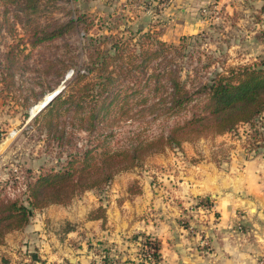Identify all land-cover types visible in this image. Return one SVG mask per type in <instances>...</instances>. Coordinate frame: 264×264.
<instances>
[{
	"label": "rangeland",
	"instance_id": "rangeland-1",
	"mask_svg": "<svg viewBox=\"0 0 264 264\" xmlns=\"http://www.w3.org/2000/svg\"><path fill=\"white\" fill-rule=\"evenodd\" d=\"M192 1L194 0L188 3L182 0H42L43 4L37 16L40 24L45 25L55 20L65 22L71 17L84 14L89 21L94 20L90 25V34L120 31L130 34V31L143 29L157 32L168 43H183L181 47L174 49L170 56L174 58L175 63L181 65V75L186 80H192V76L198 73L201 80L206 81L217 71H226L230 67L264 64V0ZM5 3V0H0V10L6 6L12 11L8 17L15 19L13 13L17 12L15 9L19 8V2ZM2 18L3 15H0V20ZM16 28L17 33L0 29V62H3L1 53L11 48L14 36L19 37L18 41L22 38V46L27 43V48L21 56L10 58L13 59V67L10 68L13 75L4 81L0 80L1 197H20L27 201L28 184L49 169L65 167L70 153L88 146V138L92 135L100 137L103 145L100 150L131 149L142 140L156 139L162 134H168L171 127L183 123L195 113L209 111L204 108L206 97L200 93L186 108L171 115L158 113V109L153 112H150L151 109L141 111V105L133 98L134 107L127 115H121L118 108H110L108 112L102 110L103 117L92 132L83 126V120L78 115L68 110L55 115L51 124L46 120L34 121L30 116L25 118L21 110L22 102L26 103L29 114L33 115L44 106L53 90L73 75L75 62L84 58L82 45L86 34L77 28L62 37L32 45V36L21 22L16 23ZM196 84L200 83L196 81ZM154 100L157 99L152 96L149 103ZM40 103L42 106L37 110L36 106ZM261 121H264V117L260 119L259 124L264 123ZM56 123L61 125L59 127L63 130V138L57 137L61 131L56 129ZM185 137L187 139L181 148L166 146L165 150L145 157L143 162L116 173L113 182L117 178L125 192L124 195L118 196L117 200L121 201L126 196L132 197L141 193L142 180L150 181L153 189L166 185L162 183L163 180L158 182L159 180L151 177L152 166L159 161L152 159L159 156L161 159L170 156L181 159L189 157L192 162H196L204 157L222 160L236 155L250 159L264 154V128H258L252 122H239L232 129L220 134L215 133L213 125L206 124L200 136L196 137L194 132H190ZM160 163L162 166L163 162ZM112 186L105 191L87 190L93 191V196H89L85 191L66 204L52 205L67 208L72 206L74 200L81 199L79 204L82 207L96 203L90 211L101 203L109 206L111 200L116 197H113L114 193H119L116 190L111 191ZM47 206L37 207L35 213ZM182 219L185 218H181L184 223ZM45 227L48 225L45 224ZM71 227L73 224L67 220L50 227L61 243L54 246L53 240H50L48 248L53 249L52 252L62 248L61 257H64L49 264H158L162 260V257L157 261L154 256H143L140 243L133 239L139 232L131 235L133 243L123 251L95 241L88 245L91 250L88 255L92 256H83L85 253L79 251L76 239L71 238L68 241L70 243L65 246L64 233L60 235V232H65ZM23 228L9 232L7 238L0 243L1 246L5 245L0 247V264H38L34 254H47L44 243L37 244L36 239V242H30V239L19 236ZM11 234L14 236L9 242ZM63 252L66 256L69 255V258L63 255ZM103 253H109V261L102 260ZM44 261L47 260L41 259L40 264H45Z\"/></svg>",
	"mask_w": 264,
	"mask_h": 264
},
{
	"label": "trees",
	"instance_id": "trees-1",
	"mask_svg": "<svg viewBox=\"0 0 264 264\" xmlns=\"http://www.w3.org/2000/svg\"><path fill=\"white\" fill-rule=\"evenodd\" d=\"M5 1V4L17 1L19 8L13 13L15 19L8 17L12 11L6 6L0 10V15H3L0 29L17 33L16 23L21 22L32 36V45L62 37L77 28L86 34L82 45L84 58L75 62L74 73L65 80L64 88L31 118L34 121L46 120L51 124L55 115L68 110L78 115L83 120V126L92 132L103 117L102 110L108 112L110 108H118L121 115H127L134 107L133 98L141 105V111L158 109V113L171 115L186 108L200 93L205 95L204 108L209 111L195 113L183 123L171 127L168 134L142 140L131 149L100 150L103 147L100 137L92 135L88 138V146L70 153L65 167L49 169L28 184L27 201L20 197L10 199L0 196V243L9 232L26 226L37 207L66 204L90 189L108 190L116 173L143 162L145 157L165 150L166 146L181 148L188 133L194 132L198 137L206 124L213 125L218 134L227 132L239 122H252L258 128H264V123L259 124L264 117V64L230 67L226 71H217L206 81H202L198 73L192 76V80H186L181 75V65L170 56L183 43H168L157 32L143 29L130 31V34L122 31L90 34V25L94 20L89 21L84 14L65 22L55 20L41 25L37 14L42 0ZM18 39L14 36L11 48L1 53V81L13 75L10 72L13 59L10 58L21 56L27 48V43L22 46V38ZM196 81L200 84L197 85ZM151 95L157 99L153 103H149ZM21 105L23 116L28 118L30 114L26 103ZM40 106L41 103L36 109ZM59 126L56 123V129L61 131L57 137L63 138V130ZM213 202L211 196H202L193 208L201 204L212 206ZM107 208L108 204L101 203L90 211L88 218H105ZM133 239L140 243L145 258L154 256L159 261L161 243L158 239L146 233H137ZM103 256L102 260H110L109 253H103Z\"/></svg>",
	"mask_w": 264,
	"mask_h": 264
},
{
	"label": "crops",
	"instance_id": "crops-1",
	"mask_svg": "<svg viewBox=\"0 0 264 264\" xmlns=\"http://www.w3.org/2000/svg\"><path fill=\"white\" fill-rule=\"evenodd\" d=\"M157 159L151 177L158 182L163 180L167 187L153 189L150 181L142 180L141 193L120 201L117 197L125 192L116 178L111 191L119 193H114L116 197L111 200L105 218H88V211L96 203L82 207L81 199L67 208L51 204L36 212L19 232L30 242L36 239L37 244L44 243L47 254L38 255L36 262L62 260V248L55 252L48 248L50 240L54 246L61 243L50 227L67 220L73 227L60 232L64 233L65 246L71 238L76 239L79 251L86 257L92 256L88 255V245L95 241L123 251L133 243L131 235L139 232L161 241L163 253L158 264H257L264 256V154L250 159L236 155L222 160L204 157L196 162L189 157L173 156L152 160ZM86 194L93 196L94 192ZM206 195L214 200L212 209L193 208L198 198ZM181 218H185L184 223ZM12 236L8 237L9 242Z\"/></svg>",
	"mask_w": 264,
	"mask_h": 264
},
{
	"label": "water",
	"instance_id": "water-1",
	"mask_svg": "<svg viewBox=\"0 0 264 264\" xmlns=\"http://www.w3.org/2000/svg\"><path fill=\"white\" fill-rule=\"evenodd\" d=\"M64 86H65V83L64 84H62V85H60L59 87H57L52 93H51V95H50V97L47 99V101H46V103L44 104V106H46L51 100H52V98L56 95V94H58L63 88H64ZM43 106V107H44ZM43 107H41L36 113H34L33 115H32V110H30V113H31V115H30V119L33 117V116H35ZM35 259H37L38 258V255L37 254H34V256H33Z\"/></svg>",
	"mask_w": 264,
	"mask_h": 264
},
{
	"label": "built area",
	"instance_id": "built-area-1",
	"mask_svg": "<svg viewBox=\"0 0 264 264\" xmlns=\"http://www.w3.org/2000/svg\"><path fill=\"white\" fill-rule=\"evenodd\" d=\"M202 211H209L210 209H212V206H208V205H204V204H201L198 206ZM151 252V250H150ZM257 264H264V256L260 257L257 261Z\"/></svg>",
	"mask_w": 264,
	"mask_h": 264
}]
</instances>
